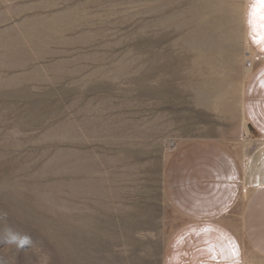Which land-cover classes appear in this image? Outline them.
I'll return each mask as SVG.
<instances>
[{
    "label": "rangeland",
    "instance_id": "rangeland-1",
    "mask_svg": "<svg viewBox=\"0 0 264 264\" xmlns=\"http://www.w3.org/2000/svg\"><path fill=\"white\" fill-rule=\"evenodd\" d=\"M249 1L0 0V264H163L182 223L163 191L172 152L257 143ZM177 6L192 47L175 45ZM169 59L176 77H148Z\"/></svg>",
    "mask_w": 264,
    "mask_h": 264
},
{
    "label": "crops",
    "instance_id": "crops-1",
    "mask_svg": "<svg viewBox=\"0 0 264 264\" xmlns=\"http://www.w3.org/2000/svg\"><path fill=\"white\" fill-rule=\"evenodd\" d=\"M253 5L243 22L251 63L241 105L256 146L243 158L219 140L196 139L172 152L163 191L182 223L165 245L163 264H235L237 249L239 264H264V52L249 38Z\"/></svg>",
    "mask_w": 264,
    "mask_h": 264
},
{
    "label": "bare ground",
    "instance_id": "bare-ground-1",
    "mask_svg": "<svg viewBox=\"0 0 264 264\" xmlns=\"http://www.w3.org/2000/svg\"><path fill=\"white\" fill-rule=\"evenodd\" d=\"M182 3V2H181ZM175 15V19H185V21L181 24H179L178 26H176L175 31L173 32L174 36H180V38L175 42L176 46H183V45H189L190 47L194 46V37H196L201 31H198L199 29H193L192 27H190L193 24V20L191 18V15H188L186 13V9H180V7H176L175 11L173 12ZM187 15V16H186ZM186 27H189L190 32L188 34H186L185 36L181 37L185 30ZM152 38H149L147 40V42L149 43V45H152L153 41H151ZM177 64V60H171L169 59L168 61H166L164 64L158 66H154V67H150L149 71H148V77L149 75H153L152 72H156L158 69H160L162 72L163 71H168V73L170 75H172V77H176L177 75V67H175ZM175 67V68H174ZM157 73V72H156ZM97 188V187H96ZM104 193V191L102 192V190L100 189V194ZM82 194V193H81ZM248 194V190L246 189L245 191V196ZM84 196V195H83ZM104 197V196H103ZM248 198V197H247ZM69 245V244H68Z\"/></svg>",
    "mask_w": 264,
    "mask_h": 264
},
{
    "label": "snow or ice",
    "instance_id": "snow-or-ice-1",
    "mask_svg": "<svg viewBox=\"0 0 264 264\" xmlns=\"http://www.w3.org/2000/svg\"><path fill=\"white\" fill-rule=\"evenodd\" d=\"M259 5V9H257ZM249 38L252 43L261 51L264 52V0H254L253 8L249 13ZM264 87V84L261 85ZM235 264H239L238 249L234 250Z\"/></svg>",
    "mask_w": 264,
    "mask_h": 264
}]
</instances>
